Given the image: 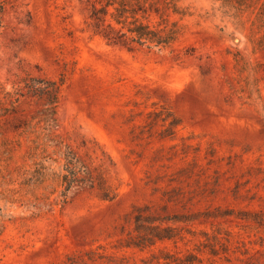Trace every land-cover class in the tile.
<instances>
[{
  "label": "rangeland",
  "instance_id": "374dc122",
  "mask_svg": "<svg viewBox=\"0 0 264 264\" xmlns=\"http://www.w3.org/2000/svg\"><path fill=\"white\" fill-rule=\"evenodd\" d=\"M5 1L0 86L13 90L27 73L66 72L57 132L102 147L118 196L107 201L83 190L34 215L30 202L0 194V264H143L148 251L121 245L130 212L162 204L170 188L184 196L169 211L264 212V39L251 24L252 8L185 0L193 13L170 15L181 26L171 47L132 52L91 35L87 0ZM19 107L28 116L36 103L26 97ZM166 108L180 119L173 135L154 113ZM7 127L1 120L0 141L13 137ZM21 141L12 160L0 152V178L22 162ZM214 224L233 232L245 253L213 264H264L262 230L233 216L193 226L211 231ZM164 245L172 248L156 247Z\"/></svg>",
  "mask_w": 264,
  "mask_h": 264
},
{
  "label": "trees",
  "instance_id": "16d2710c",
  "mask_svg": "<svg viewBox=\"0 0 264 264\" xmlns=\"http://www.w3.org/2000/svg\"><path fill=\"white\" fill-rule=\"evenodd\" d=\"M234 8L243 4L253 13L251 24L262 30L264 39V0H227ZM88 23L92 36L107 45L123 47L128 51L161 52L177 40L181 26L170 20L171 14L191 15L194 5L185 0H87ZM243 3V4H242ZM6 1L0 0V30L4 26ZM239 12V11H238ZM234 12L232 17L239 19ZM230 15V14H229ZM66 72L57 77L44 72L27 73L13 90L0 86V121L8 125L13 137H3L0 152L12 160L14 150L25 145L17 162L0 178V194L9 202L28 201L38 215L54 206H63L80 191H88L102 200L112 201L118 196V187L111 180L114 165L110 156L93 139L81 137L73 143L58 134L57 106L61 98ZM34 99L36 108L27 116L21 114V100ZM167 122L164 129L173 135L180 119L171 110L155 111ZM3 135V130L0 129ZM178 188L163 190L160 205L142 203L133 206L130 214L132 228L121 245L148 251L143 264H213L217 260L231 261L241 251V242L233 232L214 224L211 231L194 228L195 223L233 216L252 223L264 233V212L238 211L215 207L204 210L169 211L168 203L180 202L184 192ZM181 195V196H179ZM186 204H183L185 208ZM213 221L211 222V225ZM261 242L264 238L259 236ZM169 242L172 248L158 243ZM183 248H179V244Z\"/></svg>",
  "mask_w": 264,
  "mask_h": 264
}]
</instances>
